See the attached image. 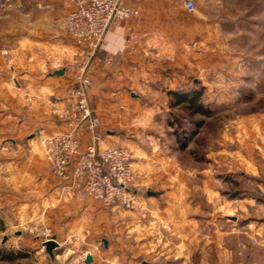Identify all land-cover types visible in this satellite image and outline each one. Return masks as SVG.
I'll return each mask as SVG.
<instances>
[{"label": "crops", "instance_id": "crops-1", "mask_svg": "<svg viewBox=\"0 0 264 264\" xmlns=\"http://www.w3.org/2000/svg\"><path fill=\"white\" fill-rule=\"evenodd\" d=\"M137 1L148 3L144 7L148 15L139 24L113 21L94 62L90 103L102 119L101 147L122 143L118 125L125 117L122 107L141 98L138 90L144 86L145 70L155 72L156 66L147 67L145 58L160 55L145 48L158 38L159 28L152 23L162 18L161 10L156 15L150 11L158 2ZM163 17L167 22L177 18ZM130 30L135 39L132 50ZM109 55L113 56L111 64L105 61ZM27 70L22 75L15 73L13 86L0 76V150L25 153L23 158L17 153L11 156V165L38 168L34 177L40 198L36 205L45 211L55 209L50 211L58 221L52 226L60 245L73 240L81 245L76 232H86L91 246L107 240L103 257L112 264L117 260L115 254H127V250L134 251L135 264H264V119L249 116L247 122L222 126L215 147L203 148L199 175L191 170L189 175H157L151 154L137 149L134 166L143 176L141 189L147 190L148 213L143 217L80 197L67 190L61 178L45 172V147L39 140L62 129L53 110L72 99L73 83L66 72L56 73L62 69L48 71L44 58L36 63L32 60ZM83 138L86 143L88 138ZM89 254L96 264L95 254Z\"/></svg>", "mask_w": 264, "mask_h": 264}, {"label": "rangeland", "instance_id": "rangeland-1", "mask_svg": "<svg viewBox=\"0 0 264 264\" xmlns=\"http://www.w3.org/2000/svg\"><path fill=\"white\" fill-rule=\"evenodd\" d=\"M193 1V10L187 8V0H157L158 6L150 10L153 15L161 10L162 18L152 23L159 28L155 41L146 43L144 35L145 48L160 55L145 58L147 67L156 66L155 72L145 70L144 86L138 90L141 98L123 105L125 117L118 124L122 143L112 145L132 152L133 166L138 158L136 150L144 149L154 158L157 175H189L190 170L199 175L200 159L205 158L203 148L215 147L222 126L247 122L249 116L264 119V0ZM123 4L139 9L141 21L132 17L125 20L139 24L148 15L144 11L148 3L124 0ZM71 7L70 0H0V76L4 80L13 86L15 73L22 75L32 60L36 63L40 58L46 59L48 71L57 67L65 73L78 47L61 28V20ZM167 14L177 18L167 22L163 17ZM166 30L169 35L164 34ZM133 34L130 30L131 46ZM176 90L197 91L196 101L210 114L192 113L189 101L177 104ZM198 120H203L200 127ZM185 137L189 139L183 147ZM39 143L45 147L44 140ZM16 153L0 150V264H95L86 263L91 252L97 257L96 264H112L103 257V242L91 246L86 232H76L81 245L73 240L55 249V257L49 255L44 238L45 233H58L53 228L58 220L50 211L55 209L45 211L36 205L40 198L36 197L39 184L34 177L38 168L11 165L9 158ZM17 154L21 158L25 155ZM44 158V170L50 174L46 151ZM146 192L143 187L145 198ZM131 242L134 244V237ZM132 255L130 250L115 254V264L120 260L135 264Z\"/></svg>", "mask_w": 264, "mask_h": 264}, {"label": "built area", "instance_id": "built-area-1", "mask_svg": "<svg viewBox=\"0 0 264 264\" xmlns=\"http://www.w3.org/2000/svg\"><path fill=\"white\" fill-rule=\"evenodd\" d=\"M70 1L72 9L63 16L61 28L78 45L65 68L73 83L72 99L53 110V118L62 129L44 139L46 170L61 178L65 188L80 197L145 217L148 209L141 189L142 174L133 166L134 155L121 146L100 147L102 119L90 103L94 62L103 51L113 21L132 17L140 22V11L124 6V0ZM186 6L193 10L195 3L187 0ZM105 61L111 64L113 56H107ZM83 136L88 138L86 143ZM45 235V241L54 238L50 233Z\"/></svg>", "mask_w": 264, "mask_h": 264}, {"label": "trees", "instance_id": "trees-1", "mask_svg": "<svg viewBox=\"0 0 264 264\" xmlns=\"http://www.w3.org/2000/svg\"><path fill=\"white\" fill-rule=\"evenodd\" d=\"M173 94L178 98L177 104H184L187 101L191 102L189 103V107L192 108V113H198V114H204V115L210 114V110L204 108L201 103L196 101L199 96V93L197 91L189 90L188 92H186V90H176L173 92ZM196 123H197V126L200 127L203 123V120H198L196 121ZM197 129L195 130V132L197 131ZM195 132H192V136L195 134ZM188 139H189L188 137H185L184 141L182 142L183 147L187 145Z\"/></svg>", "mask_w": 264, "mask_h": 264}, {"label": "water", "instance_id": "water-1", "mask_svg": "<svg viewBox=\"0 0 264 264\" xmlns=\"http://www.w3.org/2000/svg\"><path fill=\"white\" fill-rule=\"evenodd\" d=\"M56 73L57 74H64V70H58ZM103 242H104L105 246H107V240L105 239ZM44 246L46 248V251L53 258V257H55L54 250L60 246V243L55 238H51V239H48L44 242ZM92 261H93L92 255L88 254L86 257V263H90Z\"/></svg>", "mask_w": 264, "mask_h": 264}]
</instances>
